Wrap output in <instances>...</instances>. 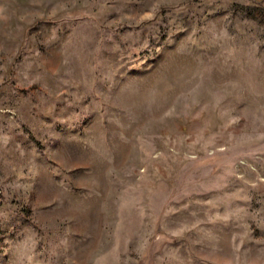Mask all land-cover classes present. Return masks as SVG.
<instances>
[{
    "label": "rangeland",
    "instance_id": "rangeland-1",
    "mask_svg": "<svg viewBox=\"0 0 264 264\" xmlns=\"http://www.w3.org/2000/svg\"><path fill=\"white\" fill-rule=\"evenodd\" d=\"M0 264H264V0H0Z\"/></svg>",
    "mask_w": 264,
    "mask_h": 264
}]
</instances>
